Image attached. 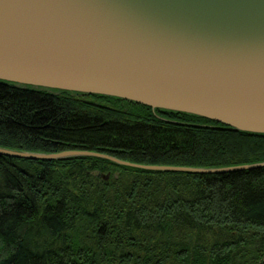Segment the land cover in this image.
Wrapping results in <instances>:
<instances>
[{"label":"trees","instance_id":"16d2710c","mask_svg":"<svg viewBox=\"0 0 264 264\" xmlns=\"http://www.w3.org/2000/svg\"><path fill=\"white\" fill-rule=\"evenodd\" d=\"M0 148L86 151L154 167L264 163V135L110 97L3 83ZM0 264H264V168L192 175L96 158L0 156Z\"/></svg>","mask_w":264,"mask_h":264},{"label":"water","instance_id":"95a60500","mask_svg":"<svg viewBox=\"0 0 264 264\" xmlns=\"http://www.w3.org/2000/svg\"><path fill=\"white\" fill-rule=\"evenodd\" d=\"M0 83L110 97L264 135V0H0ZM0 156L192 175L264 168L138 166L86 151L0 148Z\"/></svg>","mask_w":264,"mask_h":264},{"label":"rangeland","instance_id":"374dc122","mask_svg":"<svg viewBox=\"0 0 264 264\" xmlns=\"http://www.w3.org/2000/svg\"><path fill=\"white\" fill-rule=\"evenodd\" d=\"M107 175L110 177V175H109V174H106L105 176H107ZM105 176H103V177H102V178H103V180H104ZM109 177H108V180H107V181H105V180H104V181H105V182H108V181H109Z\"/></svg>","mask_w":264,"mask_h":264}]
</instances>
